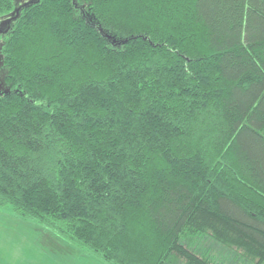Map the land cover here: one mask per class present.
<instances>
[{
    "label": "trees",
    "instance_id": "trees-1",
    "mask_svg": "<svg viewBox=\"0 0 264 264\" xmlns=\"http://www.w3.org/2000/svg\"><path fill=\"white\" fill-rule=\"evenodd\" d=\"M12 19L0 207L103 264H222L204 239L264 263V0H36Z\"/></svg>",
    "mask_w": 264,
    "mask_h": 264
},
{
    "label": "rangeland",
    "instance_id": "rangeland-1",
    "mask_svg": "<svg viewBox=\"0 0 264 264\" xmlns=\"http://www.w3.org/2000/svg\"><path fill=\"white\" fill-rule=\"evenodd\" d=\"M36 0H13V9L0 17V94L9 92L4 85L6 68L1 48L2 32L12 25L18 7ZM11 21V24H10ZM196 250L217 257L222 264H248L236 260L234 249L218 245L209 239L197 242ZM195 250V251H196ZM0 264H103L96 257L85 253L68 238L39 226L34 221L17 217L10 206L0 207ZM264 264V263H263Z\"/></svg>",
    "mask_w": 264,
    "mask_h": 264
},
{
    "label": "water",
    "instance_id": "water-1",
    "mask_svg": "<svg viewBox=\"0 0 264 264\" xmlns=\"http://www.w3.org/2000/svg\"><path fill=\"white\" fill-rule=\"evenodd\" d=\"M16 13H17V11H16Z\"/></svg>",
    "mask_w": 264,
    "mask_h": 264
}]
</instances>
